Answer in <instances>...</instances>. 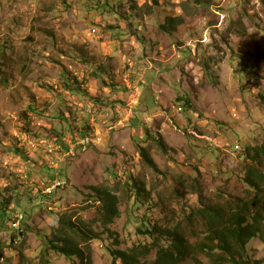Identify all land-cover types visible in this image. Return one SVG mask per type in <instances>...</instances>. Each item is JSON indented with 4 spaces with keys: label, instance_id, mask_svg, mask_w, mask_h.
<instances>
[{
    "label": "rangeland",
    "instance_id": "rangeland-1",
    "mask_svg": "<svg viewBox=\"0 0 264 264\" xmlns=\"http://www.w3.org/2000/svg\"><path fill=\"white\" fill-rule=\"evenodd\" d=\"M260 146L264 0H0V264H122L147 228L193 246L200 209L262 206ZM246 249L264 264V232Z\"/></svg>",
    "mask_w": 264,
    "mask_h": 264
},
{
    "label": "trees",
    "instance_id": "trees-1",
    "mask_svg": "<svg viewBox=\"0 0 264 264\" xmlns=\"http://www.w3.org/2000/svg\"><path fill=\"white\" fill-rule=\"evenodd\" d=\"M253 149V152L249 154L251 164L247 167L244 182L256 193V197L258 193L263 192L264 188V173L259 168L263 165L264 146ZM143 155L147 156L146 153ZM240 205L242 207L234 208L235 210L228 216L213 207L200 209L196 217L200 218L205 225L204 237L193 246L178 230L167 231L163 235L167 241L171 242L170 246L157 244L155 241L157 233L147 228L145 231L140 229V233L153 239L151 246L141 245L140 248L134 247L130 251L113 250L111 254L122 264H184L197 253L211 257L214 251L222 250L225 255L230 256L227 261L233 264H249L246 258V246L264 232V202L261 206L260 202L254 199L250 203L240 202ZM228 207L232 209L231 205ZM105 210L108 215H118L113 208ZM74 232L78 233L76 230ZM94 238H88V241ZM45 244L48 250L65 258H82V253L77 246L71 247L67 244L61 246L50 239H46ZM155 250L157 252L155 260L148 263L147 257ZM222 260L226 261L224 258Z\"/></svg>",
    "mask_w": 264,
    "mask_h": 264
},
{
    "label": "built area",
    "instance_id": "built-area-1",
    "mask_svg": "<svg viewBox=\"0 0 264 264\" xmlns=\"http://www.w3.org/2000/svg\"><path fill=\"white\" fill-rule=\"evenodd\" d=\"M83 142V144H87V143H89L90 142V140L87 138L86 140H84V141H82ZM51 192V191H50Z\"/></svg>",
    "mask_w": 264,
    "mask_h": 264
},
{
    "label": "crops",
    "instance_id": "crops-1",
    "mask_svg": "<svg viewBox=\"0 0 264 264\" xmlns=\"http://www.w3.org/2000/svg\"><path fill=\"white\" fill-rule=\"evenodd\" d=\"M195 134V133H194ZM206 138V137H205Z\"/></svg>",
    "mask_w": 264,
    "mask_h": 264
}]
</instances>
